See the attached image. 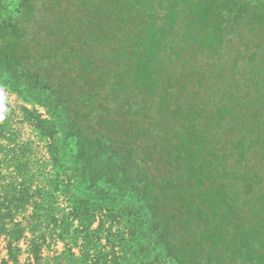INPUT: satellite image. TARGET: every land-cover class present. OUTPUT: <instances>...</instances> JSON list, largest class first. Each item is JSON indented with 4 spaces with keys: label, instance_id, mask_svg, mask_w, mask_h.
Wrapping results in <instances>:
<instances>
[{
    "label": "trees",
    "instance_id": "trees-1",
    "mask_svg": "<svg viewBox=\"0 0 264 264\" xmlns=\"http://www.w3.org/2000/svg\"><path fill=\"white\" fill-rule=\"evenodd\" d=\"M251 4L222 28L204 17L206 0H22L20 19L0 24V84L48 115L23 109L48 147L49 192L66 193L59 236L74 233L51 258L44 238L29 240V264H155L160 242L166 264H264V2ZM67 139L77 147L70 169ZM5 147L0 170H13L0 183L17 186L0 191V264H22L11 237L28 227L6 221L47 210L50 195L30 190L34 158ZM105 162L123 190L93 195L87 171ZM126 192L150 204L147 231L125 214Z\"/></svg>",
    "mask_w": 264,
    "mask_h": 264
},
{
    "label": "rangeland",
    "instance_id": "rangeland-1",
    "mask_svg": "<svg viewBox=\"0 0 264 264\" xmlns=\"http://www.w3.org/2000/svg\"><path fill=\"white\" fill-rule=\"evenodd\" d=\"M22 0H0V24L4 27L8 26L9 24H14L16 21L20 19L21 12H20V2ZM26 1V0H24ZM209 6V10H206L204 13V17L206 16H212L214 15L217 18H220V20L223 22L222 28L229 27L234 22V18L236 17L238 10H240V5L244 2H250L255 7V5L260 6L263 4L264 0H206ZM264 9V8H262ZM32 109L35 113H39L42 117L41 118H47V114L45 113L44 108L36 104H30L27 101L21 100L15 93L10 91L5 85L0 84V124L6 123L7 126L0 127V159H2V153L5 152V145L8 142V144L11 143V146L15 144H20L22 151H25L29 156L28 158H34L33 163H37L39 165V168H32V170L35 172V180L33 179V182L31 184L30 190H34L37 185L38 190H40V193H43L46 195H50L49 199V205L46 207L47 210L42 209V207H39L37 210V214H34L33 207H27L25 208L27 211L24 215V212L22 211L19 214V217L17 216L16 219L13 221H6L8 225L5 227L8 231H16L19 229L22 231L24 227H28L25 229V232L23 233V237H11V239H19V245L21 247V253H20V260L22 264H29L27 260V243L29 240H38L43 239L42 243V255L43 257L51 258L53 255H58L59 252L63 249V243L62 240L59 237H72L73 232H69L65 235L66 232L61 234L62 236H59V225L61 223V227L63 226L61 220L62 215L66 213L68 210L69 204L66 200V193H63L62 188L60 186L54 187L53 184L52 187V193L49 192L50 186L48 183L49 176H48V169L50 166L45 165V158H47V145H45L44 140H40L38 137V132L34 128L33 124H31V121L26 120V114L23 111L24 108ZM48 119V118H47ZM34 123V122H33ZM4 138V140H2ZM3 142V143H2ZM4 146V147H3ZM64 148H65V161L66 162V168L70 169L72 165L76 164L77 159L74 157L76 152V144L75 141L72 139H67L64 142ZM86 148V145H85ZM227 150H230V146L226 147ZM9 149V148H7ZM86 151V149H85ZM256 148L253 147L251 153L249 154V161L248 166L249 169L251 167H254V163L256 162V156H255ZM90 157V156H88ZM113 159H115L114 156H111ZM95 158V157H94ZM92 159V158H90ZM94 160V159H92ZM95 163V161H94ZM106 166H102L100 168H97L94 166V164L89 166V171H87L88 174L86 175V191L91 192L93 195L96 192H101L103 187H109V184L112 185L111 190H118L122 191L120 187H118V179L120 176L117 174L116 168L108 162H105ZM94 166V167H92ZM2 167H6V169L0 170L1 175L7 176L9 172H11L13 169L11 167V164L2 165ZM104 167V168H103ZM259 168H255L252 170H258ZM6 171V172H5ZM260 174L262 177H264V166L259 169ZM110 172L114 173L115 175L111 174ZM99 173H102V176H99ZM66 174H70V171L68 170ZM117 175V176H116ZM44 177V178H43ZM91 177H94L93 179L95 182L91 185L90 179ZM99 178V179H98ZM98 179V180H97ZM14 180V179H13ZM37 180V182H36ZM15 183L20 184V180L17 181L14 180ZM23 181V180H22ZM93 181V180H91ZM50 182V180H49ZM14 183H0V191H4L6 193H9L13 188H15ZM33 186V187H32ZM29 188L28 185L25 184V186L21 187L22 192L25 190L27 191ZM125 198V203L128 204L129 202V208L125 210V214L132 218L133 222L138 225V228L141 230L142 227L144 231H147L149 227H151V224L149 223V220L151 219V213H150V204L144 201L143 199H139L136 197L135 194L126 192L123 196ZM123 209V208H122ZM247 209H248V203L243 204L242 208H239L237 210L239 217H244L247 215ZM36 212V211H35ZM33 217H30L32 216ZM21 221L22 224L19 225L17 222ZM60 221V222H59ZM71 222V221H70ZM69 223V221H66L65 224ZM75 225H77V222H75ZM97 226V223H94L92 228H95ZM14 231V232H15ZM35 235V237H33ZM156 238V237H154ZM10 239V237H9ZM5 240H8V237H0V259L5 256V249L4 244ZM168 246L165 245V243L160 242L156 249L154 250V255L158 258V262L155 264H166L165 261L169 258L167 257ZM239 248L245 251V243L242 241L239 244ZM169 256V255H168ZM160 262V263H159ZM162 262V263H161ZM169 264V263H168Z\"/></svg>",
    "mask_w": 264,
    "mask_h": 264
}]
</instances>
